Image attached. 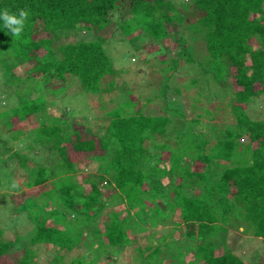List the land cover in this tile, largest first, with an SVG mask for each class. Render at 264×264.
Returning <instances> with one entry per match:
<instances>
[{"label":"trees","instance_id":"obj_1","mask_svg":"<svg viewBox=\"0 0 264 264\" xmlns=\"http://www.w3.org/2000/svg\"><path fill=\"white\" fill-rule=\"evenodd\" d=\"M174 1L0 0V11L7 8L18 15V10L23 8L29 12L19 38L13 37L0 20V69L4 72L0 76L5 84L14 86V96H19L16 88L25 80L42 92L37 98L25 99L20 104L4 108L3 105L12 101V97L9 98L11 90L0 86V122L9 131L17 123L43 110L46 93L52 90L44 84L53 81L64 84L74 77L83 92L98 97L114 90L118 86L115 76L122 70L114 68L102 46L101 37L94 34L111 23L113 11L125 6L129 18L118 23L121 32L129 36L139 29L143 35L162 43L174 35L175 27L182 19ZM263 2L190 1V8L196 13L192 28L202 34L207 52L197 62L200 76L204 81L207 77L215 85L225 86L231 96L216 110L211 111L202 104L203 93L198 88L196 76L183 82L173 81L172 73L180 64L177 56H184L188 63L194 62L189 49L180 47L169 61V73L162 80V89L155 95L163 100V114H143L133 97L116 100L103 112L108 121L104 125L105 133L97 136V142L92 137H82L73 126H68L64 132L60 123H42L33 128L28 134L29 143L42 145L56 153L49 166L32 165L29 173L34 178L26 183L32 186L53 182L52 196H63V202L58 208L50 209L49 214L60 215L69 225L73 219L85 216L82 222L86 223L87 218L99 216L106 204L119 203L123 210L134 206L142 207L150 217L155 214L148 227L161 217L170 224V228L159 241L153 240L151 235L147 237L148 245L135 247L138 264H162L161 261L169 256L175 264H187L183 261L184 251H190L193 256L188 264H264L256 257L247 263L227 245L220 244L222 238L218 236L226 232L220 221H227L232 216L245 221L244 231L248 230L252 237L264 240V117L251 118L247 112L249 104L264 94ZM81 28L91 35L76 41L67 39L68 33ZM172 40L177 46L180 44V40ZM8 56L14 63L20 62L28 67L23 77H14L11 83L5 65ZM191 89H194L193 94L188 99L192 102L191 109L196 110L195 116L183 120L184 127L173 128L166 112L169 109L173 114L184 116V111L174 100H184V93ZM153 98H146L143 106H148ZM218 109L224 110L232 122L218 128L217 134L195 132L203 118L214 129L211 122L219 117ZM171 128L176 134L175 144L154 141L156 135H164ZM65 134H75L68 145L63 142ZM19 136L18 129L11 138L18 140ZM210 138L215 142L210 144ZM145 140L151 141L155 150L169 152L166 171L175 178L169 192H162L158 184L148 185L150 175L158 170L154 168L157 160L149 165L151 154ZM0 148L8 150L5 140H0ZM68 150L82 155L100 152L105 164L98 171L99 177L108 179L110 187L105 194L95 181L90 182L89 190L84 193L83 188L71 180L67 171L74 167V163ZM16 153L10 152L8 159H0L4 169L21 165L14 160ZM192 177L199 178L197 183L202 184L200 189L207 194L206 199L194 197L191 192L182 194L180 189L194 185L190 182ZM13 180L21 186L24 179ZM144 199L151 200V205L146 206ZM33 214L28 217L31 227L24 238L17 232L13 240H4L0 227V264H63L61 252L69 251L73 243L82 241L81 232L48 225L46 218L36 220ZM130 219L129 209L123 218H118L117 212L108 218L103 231L106 242L94 234L106 264H115L116 252L131 243L129 228L142 232L148 228L145 225L132 228ZM87 238L92 239L91 236ZM219 247L222 248L220 254L216 253ZM42 248L49 254L44 262L38 258ZM84 262L74 257L70 264L91 263Z\"/></svg>","mask_w":264,"mask_h":264},{"label":"rangeland","instance_id":"obj_2","mask_svg":"<svg viewBox=\"0 0 264 264\" xmlns=\"http://www.w3.org/2000/svg\"><path fill=\"white\" fill-rule=\"evenodd\" d=\"M191 0H175L174 3L177 4L178 10L181 14V21L177 23L175 27L174 35H171L164 42H156L150 39L148 36L143 35L141 30H136V32L131 33L129 36H125L118 23L122 20L129 18L127 14V8L121 6L119 9L113 11L110 14L111 23L101 32L94 34V36H99L102 39V46L106 53L112 60L114 68L117 70H122L117 78V87L110 91L105 92L101 96L90 95L80 88L78 82L74 77L68 79L64 84L60 82H50L49 84H44V86H49L52 90L46 93V107L30 116L27 120L16 124L11 130L7 128L0 122V140H5L7 142L8 150L0 148V159H8L10 152H17L14 160L18 161L17 164L20 166H15L10 169L3 167L2 162L0 166V227L3 229L2 238L4 240H13L16 233L22 235L23 238L26 237L30 231V221L29 215L37 219H45L46 224L54 225L62 228H69L75 230L77 233H82L81 242L73 243L72 248L69 251H63V264H70V261L75 257H79L86 262H91L90 264H106V259L101 257L103 250H100L96 235L101 236L104 242L107 241L105 233V222L108 218H112L115 213H118V218H123L126 216V209L131 211V221L130 227L144 226L148 227V222L152 221L149 214H145L142 207H127L123 210V207L119 203L106 204L103 206L99 216H92L87 218L88 220L82 222L83 217L80 216L77 219H73V223L69 225L66 220H64L60 215H51L50 209L58 208L63 202V196L54 195L52 196L54 184L52 181H47L43 184L28 186L26 183L34 178V175L29 173L32 165L39 164L44 166H49L48 163L54 160L56 153L46 149V147L38 144H30V139L28 134L30 131L42 123L46 124H57L60 123L63 127V131L68 130V126H73L77 129L82 137H92L97 142V136L103 135L105 133L104 125L107 123L106 117L103 112L113 106V102L116 100L123 101L130 97L135 98L137 102V108H141L143 114H163L162 113V99L155 96L158 91L162 89L163 79L166 77L167 72L169 73V61L173 56H176L180 47L188 48L190 54L194 60L192 63H188L184 56H177L179 61V66L172 73L173 81L176 83L183 82L190 77L196 76L198 79V88L203 93L202 104L207 106L211 111L216 110L218 106L228 102L231 96L226 91L225 86L215 85L208 78L200 76V71L198 67V61H201L206 56V50L204 47L202 34L199 32H194L192 28V23L195 21L196 13L190 8ZM264 10V2L262 4ZM87 30L77 29L71 31L67 35L69 41H76L77 39H82L89 37ZM177 39L180 44H177L172 39ZM8 61L5 65L8 69L7 78L8 81L13 82L14 77H23L28 67L26 64L20 62L14 63L13 58L6 57ZM160 59H165V61H160ZM167 61V62H166ZM166 62V63H165ZM0 69V74H3ZM12 77V78H11ZM5 78V79H7ZM39 80V78H38ZM4 78L0 76V86L8 88L11 90L9 98L12 97L10 103H6L2 107L6 108L15 104L22 103L25 99L37 98L42 92L38 88L30 86L29 80H25L23 84H20L16 88L19 92V96H14L12 90H14L13 85H7L4 82ZM40 81V80H39ZM29 89L26 92V89ZM193 90H188L184 93V100L177 98L175 104L184 111V116H178L170 112L168 109L166 115L169 116L173 128L184 127L183 120H189L195 116L196 110L191 109L192 102L189 101L188 96L193 94ZM7 91V92H8ZM124 97V98H123ZM154 97L148 106H143L146 98ZM122 99V100H121ZM110 100L112 103H110ZM101 105L103 106L101 108ZM0 107V110L2 109ZM219 117L211 122L214 129H211L207 122V119L203 118L199 123V127L195 129L198 134H217V129L223 128L225 125L232 122L229 115L224 113V110H217ZM248 115L251 118H262L264 117V94H261L258 98L254 99L252 103L249 104L247 109ZM222 117H226L222 120ZM14 120V119H13ZM78 123V124H77ZM14 126V125H13ZM16 128V129H15ZM20 130V136L18 140H13L11 136ZM171 130V131H170ZM164 135H156L154 141L159 142H169L170 144H175L176 134L172 131V128ZM90 131L91 134L88 132ZM76 134V133H75ZM75 134L63 135L64 144L68 145L75 138ZM220 136V135H219ZM215 139L210 138V144L214 143ZM244 141L241 142L239 148L242 147ZM145 145L149 147V153L151 154V160L149 165H152L155 160H157L156 165H154L155 170L148 179L149 184H158L160 190L164 193L169 192L174 186V175L171 172L166 171L168 168V156L169 152L165 150H155L151 141L145 140ZM248 150V149H246ZM158 152L159 155H154ZM100 152H95L90 155H82L73 150H68V154L74 163V167L68 169L67 174L78 183L79 186L83 188V192L86 193L90 188V182L95 181L99 188H101L102 193L110 188L108 184V179L100 178L99 173L102 164H105V159L100 157ZM248 158V152H245ZM21 161V163H20ZM15 163V162H14ZM15 163V164H16ZM160 174V175H159ZM16 179L18 182L20 179H24L21 186L13 180ZM109 180L111 179L108 176ZM197 177H192L190 182L194 185L191 187H185L180 189L182 194H187L191 192V195L196 197L200 196L201 199H206V193L200 189L202 184L198 182ZM210 186V185H209ZM191 190V191H190ZM105 195L102 196V199ZM151 196V195H150ZM143 203L146 206H150L152 201L144 199ZM9 209H6V208ZM69 222V221H68ZM245 221L239 220L234 217H230L227 221H220L225 226L226 232H221L218 236L221 241L220 244H225L229 247L235 254L243 258L247 263L255 259L264 261V240L261 238L252 237L248 230L244 231ZM82 223V224H81ZM170 224L161 217L157 219L154 225H151L142 232V230L131 231L128 229L130 244L127 247H123L121 250L116 252V262L115 264H138L136 260V246L145 247L150 243L148 241V236L153 237V240L159 241L163 235L168 231ZM93 232V233H91ZM174 233V232H173ZM96 234V235H94ZM175 234V233H174ZM87 236H91L92 239H88ZM221 246V245H220ZM42 248L38 253L39 261L44 262L47 259L46 249ZM222 248L216 249V253L220 254ZM193 256L190 251L183 252V261L189 263ZM172 258L165 257L161 262L162 264H175Z\"/></svg>","mask_w":264,"mask_h":264},{"label":"clouds","instance_id":"obj_3","mask_svg":"<svg viewBox=\"0 0 264 264\" xmlns=\"http://www.w3.org/2000/svg\"><path fill=\"white\" fill-rule=\"evenodd\" d=\"M28 17V10L23 8L18 10V15L10 12L7 8L0 11V20L3 21L4 27L16 38L21 36Z\"/></svg>","mask_w":264,"mask_h":264}]
</instances>
